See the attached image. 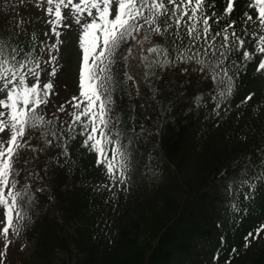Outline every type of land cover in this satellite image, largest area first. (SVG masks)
Instances as JSON below:
<instances>
[{"label":"trees","instance_id":"16d2710c","mask_svg":"<svg viewBox=\"0 0 264 264\" xmlns=\"http://www.w3.org/2000/svg\"><path fill=\"white\" fill-rule=\"evenodd\" d=\"M2 1L0 35L18 49V60L26 54L41 60L51 46L47 38L27 24L17 28L19 11ZM226 2L207 0L208 14L215 13L213 20L220 18L219 25L209 21L213 32L228 19L236 20L237 35L245 39L249 52L254 51L253 37L241 31L243 14L248 11L255 19L254 10L246 7L248 0H236L231 17H223ZM254 30L252 26L250 31ZM215 39L219 49L221 37ZM157 46L166 51L148 50ZM206 46L203 40L190 43L185 27L177 32L173 24L163 35L144 29L119 49L117 63L125 72L120 82L132 102L125 116L130 115L132 131L144 134L152 166L150 187L127 199L76 184L90 177L104 182L109 176L98 166L96 153L84 146L86 134H81L79 124L71 127L70 115L67 119L57 115L49 103L41 106L53 122L25 137L29 147L15 163L21 167V159L31 155L23 203L31 213L39 211L26 230L34 245L30 256L23 258L25 264H213L215 254L226 264L234 247L233 263L264 264V239L245 257L239 251L249 230L254 235L264 225V125L258 124L262 117L255 114L244 125L246 119L234 113L259 93L264 101V71H256L264 54L244 61L243 49L232 50L224 66L235 87L230 96L221 97L227 86L220 83L222 77L214 79V73L201 71L196 60L181 58L195 55L214 63L215 57L201 53ZM53 93L49 100L56 97L54 88ZM249 95L252 98L245 100ZM115 99L122 96L116 94ZM225 104L231 107V119L224 113L215 116ZM53 156L62 164L55 165L49 178L46 165ZM18 177L24 179L22 171Z\"/></svg>","mask_w":264,"mask_h":264},{"label":"snow or ice","instance_id":"6c2138e0","mask_svg":"<svg viewBox=\"0 0 264 264\" xmlns=\"http://www.w3.org/2000/svg\"><path fill=\"white\" fill-rule=\"evenodd\" d=\"M45 2L47 4L45 11L52 17L47 22L52 26L51 32L57 41L51 46L52 49L59 51L62 41L59 40L61 32L58 29L70 26L64 23L66 19L71 17L76 24L81 25L82 30L78 39L82 51L78 85L80 91L78 96H73L67 102L73 109L69 113L72 117L71 127L79 124L83 130L81 134H86L84 146L96 153L98 166L102 165L105 168L109 178L118 180L121 184L127 179L129 160L120 146L118 134L114 139L109 130L113 123L110 116L113 99L105 73L110 71L112 58L122 45L127 44L130 39L136 40L145 26L157 35H163L173 24L177 32L184 26L189 42L203 40L207 46L201 50L202 55L215 57V62L199 59L195 55L181 58L196 60L201 65V71L214 73V79L222 77L220 83H226L227 86L220 92L221 97L230 96L235 87L233 76L229 75L228 68L224 66L228 54L232 50L243 49L244 61L252 60L256 54H264V0H248L246 7L254 10L255 19L248 11L241 18L242 33L251 35L254 39L252 52L245 48V39L237 35L236 20L228 19L222 28L213 32L209 21L219 25L220 18L213 20L215 13L208 14L207 0H45ZM235 3L236 0H227L223 17H231ZM169 5L172 6L171 9ZM207 6L214 7L212 4ZM85 13L91 20L82 23ZM161 17L165 19L161 20ZM21 23L23 22H16L17 28ZM252 26H255L254 31H250ZM217 36L221 37L219 49L215 39ZM148 38L147 34L143 36L144 40ZM185 47L188 50L187 46ZM148 50L158 54L166 51L158 46ZM127 51L131 53V48ZM17 52L18 49L11 48V45L6 43V38L0 35V89H4L0 91V134L7 133V139L0 138V208L3 209L4 215V220L0 221V224H3L0 235L5 241L4 251L0 252V264L11 243L8 239L9 234L19 235L21 221L24 219L23 205L20 202L21 193L16 191L18 174L14 171L15 163L19 160V153L29 147V141L25 137L53 122L46 118L41 108L42 105L47 106L50 96L54 94L53 83L49 80L41 84L39 61L30 59L27 54L18 60ZM56 59V56H50L46 63ZM30 64L34 66L29 67ZM256 71H264V59L259 61ZM48 75L54 77L56 69L53 67ZM29 77L32 78L31 82ZM251 98L249 95L245 100ZM57 111L64 112L65 106L60 105ZM261 164L264 165V160ZM261 231H264V225L256 229L255 237L249 233L245 238L246 246L249 238L257 239Z\"/></svg>","mask_w":264,"mask_h":264},{"label":"rangeland","instance_id":"374dc122","mask_svg":"<svg viewBox=\"0 0 264 264\" xmlns=\"http://www.w3.org/2000/svg\"><path fill=\"white\" fill-rule=\"evenodd\" d=\"M6 3L10 5V0H7ZM47 4L45 0H17L16 10L19 11L20 18L22 24H29L33 28L41 31L48 42L52 46L56 43V37L51 32V25L47 22L52 17H50L45 8ZM67 15V12H65ZM91 20V17H88L85 13L82 23L88 22ZM65 24L70 25L69 27H64L58 29L61 32L59 40L62 43L59 45V51L52 49L50 46L49 52L45 55L43 60L40 63V71H41V84L51 80L54 87L57 91L55 93L56 97L49 100V109L56 113L57 115L66 118L69 116V111L72 108L70 103H67L71 100L73 96L79 95V72L81 68L82 61V51L78 44V39L81 33V25L76 24L74 19L69 17L64 21ZM117 54V52H116ZM50 56H56L57 59L51 63H46L49 60ZM112 64L110 65V71L105 73L107 78V82L110 88V93H117L118 95H124L122 100L117 101L115 98L113 99V103L111 104V119L113 123L110 127L113 130V133L119 136V143L122 150L127 154L129 160V167L127 169V179L121 184L118 180L110 179L108 182H95V180L88 179L85 181V184L93 186L94 189L109 191V193L113 196L118 195V193L124 194V198L127 199L129 195H133V193L150 187L151 182L148 177V174L152 171V166L150 163V146L145 145L146 138L144 134L141 132H134L129 127V118L124 117L125 111H127L132 103L128 99V92L126 88L121 84V76L123 75L121 69L117 68V62L115 57L112 58ZM33 67V66H29ZM56 69V75L54 77L49 76V72L52 68ZM29 82H31L32 78L29 77ZM0 91H4V89H0ZM259 97L249 103L240 104L238 107L234 109V113H237L240 116H243L246 121L243 123L244 125L250 120L251 116L255 114L256 116H261L262 120L258 121V124L264 125V101L261 99V94H257ZM65 106L64 112H59L57 109L60 105ZM218 108V107H217ZM216 115L220 113H224L229 115L231 119V107L228 108V105L225 104L223 109H217ZM217 122H215L216 126ZM5 134H0V138L7 139ZM22 164H23V159ZM59 164L56 161H51V163L46 168V175L48 177H52L54 175V165ZM31 156H27L24 159L23 170L28 171L31 169ZM15 173L19 174V168L14 166ZM27 174L25 173L24 177ZM18 181L16 191L21 193V198L23 191L26 186V180L22 181L19 179L18 175L16 176ZM42 181L44 179L40 177ZM128 183V184H126ZM79 184V183H78ZM126 184V185H125ZM264 186H262V190ZM134 193V194H135ZM126 195L128 197H126ZM130 195V196H131ZM20 198V202L22 204ZM22 214L24 219L21 221V231L19 235L9 234L8 239L11 241L7 248L6 255L2 258V264H25L23 258L29 257L32 249H33V240L28 239L26 229L35 219L33 215L28 213L22 207ZM4 220L3 209L0 208V221ZM75 225H78L76 223ZM3 227V224H0V228ZM252 231V229L249 230ZM248 233V234H249ZM256 233V232H255ZM248 234L246 237H248ZM257 235L254 234L255 237ZM264 239V234L259 236L257 239H249L247 246L246 240L242 244V247L239 249L242 252V257H245L247 253L252 252L261 245ZM5 241L4 237L0 235V252L4 251ZM235 251V247L232 248L226 255L227 261L230 264H235L233 261L237 260L233 255ZM62 258H67L66 255L60 254ZM218 254H215L213 257V264H222L224 261H218Z\"/></svg>","mask_w":264,"mask_h":264}]
</instances>
